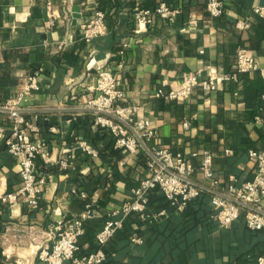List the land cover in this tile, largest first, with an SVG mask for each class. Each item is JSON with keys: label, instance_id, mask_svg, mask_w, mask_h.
I'll list each match as a JSON object with an SVG mask.
<instances>
[{"label": "crops", "instance_id": "0c3cea01", "mask_svg": "<svg viewBox=\"0 0 264 264\" xmlns=\"http://www.w3.org/2000/svg\"><path fill=\"white\" fill-rule=\"evenodd\" d=\"M160 1L179 9L176 16H156L149 25L135 22L137 9ZM223 2V15L213 16L205 0H0V80H9L0 84V105L17 99L36 74L38 89L30 90L22 107L31 109L24 112L33 125L28 137L45 140L50 155L48 162L37 161L47 179L39 207L0 199L4 263L40 264L39 248L53 243L57 220L83 213V191L95 212L82 244L86 252L93 250L109 215L151 173L149 153L142 147L136 152L116 148L97 112L60 109L87 106L97 95L90 87L102 66L115 73L123 92L115 106L129 107L133 121L147 119L154 128V137L146 142L152 153L167 147L186 156L194 165L191 178L206 185L199 165L202 153L209 151L218 179L213 189L224 193L232 182L240 185L252 177L255 163L249 150L264 149V78L258 72H246L211 91L196 86L184 99L155 95L161 88L178 90L189 73L210 78L236 72L240 48L264 66V19L253 12L264 0ZM98 9L107 13L109 31L86 41L83 24ZM36 108L49 109L32 110ZM9 124V112L0 111V127L7 132ZM21 181L20 162L0 137V196L17 191ZM212 194L207 190L180 212L161 192L154 193L147 218L136 213L126 218L103 264H255L264 236L248 227L244 217L222 226L212 214ZM257 207L264 210V197ZM136 233L142 242L131 240Z\"/></svg>", "mask_w": 264, "mask_h": 264}, {"label": "built area", "instance_id": "2783aa9c", "mask_svg": "<svg viewBox=\"0 0 264 264\" xmlns=\"http://www.w3.org/2000/svg\"><path fill=\"white\" fill-rule=\"evenodd\" d=\"M205 3L211 15H223L225 9L223 0H205ZM178 11L179 9H175L171 4L160 1L155 7L137 9L134 13L135 22L139 25H149L156 16L172 19ZM253 12L257 17L264 19V5L256 6ZM109 27L107 13L102 9H98L95 11L93 18L83 24L84 39L91 41L98 38L106 34ZM236 70L233 73L218 74L210 78H202L196 72L189 73L183 77L178 90L166 92L161 88L156 91L155 95L158 98L164 96L171 100L188 98L196 86L200 85L205 91H211L217 89L219 83L238 81L240 75L246 74V72H258L264 78V66H260L246 47L237 51ZM34 88L38 89L36 74L29 77L27 85L17 99L2 105L11 108L9 111L10 124L7 132L3 126L0 127V137L3 139L5 146L20 162L22 178L17 191L5 192L0 196V199L11 205L18 201H24L31 208L39 207L40 195L47 182L46 177L38 171L37 161L38 159H43L45 162L50 161L46 141L28 137V129L33 125L24 112L18 110L23 108L22 102L26 101L27 94ZM90 88L96 91L97 95L89 100L87 106L121 116L135 127L145 142L154 137L155 130L147 119L133 121L128 116L130 113L129 107L117 108L115 106L123 98V92L118 87L117 76L110 69L100 67L97 81ZM261 102L264 106V91ZM98 114V122L111 130L116 148H125L128 151L136 152L142 147L137 137L124 124L107 115ZM84 145L89 152L96 153L90 146ZM153 154L163 165H160L152 157L148 160L150 175L132 187L130 199L124 202L120 209L114 210L109 215L103 227L96 234V247L93 250L86 252L82 244V239L88 230V221L94 216L95 212L88 193L83 191L80 193L84 201L83 213L73 220H57L51 230L54 237L53 243L44 244L39 248L37 259L40 264H103L108 256L109 244L116 233L123 228L126 218L133 213L138 214L142 219L147 218L148 205L154 191L161 192L176 210L180 212L187 210L201 192L199 186L197 187L183 178V176L191 178L193 174L194 165L191 159L182 155L176 156L167 147L158 148ZM249 154L255 163L252 177L240 185L232 182L225 193L248 205L257 206V203L264 197V149L251 148ZM195 155L196 153L192 154V156ZM202 155L203 158L199 168L206 180V185L214 188V185L218 183V179L213 171V155L209 151H204ZM212 205L215 211L214 217L224 227L232 225L233 221L238 219L242 215V211L246 209L245 222H247L248 227L262 232L264 236V213L253 208H246L236 201L217 193L212 198ZM131 240L133 242L143 241L137 233L132 235ZM257 264H264V247L258 257Z\"/></svg>", "mask_w": 264, "mask_h": 264}, {"label": "water", "instance_id": "95a60500", "mask_svg": "<svg viewBox=\"0 0 264 264\" xmlns=\"http://www.w3.org/2000/svg\"><path fill=\"white\" fill-rule=\"evenodd\" d=\"M74 11H80V8L78 7H75L73 9ZM74 17L75 18H78L79 17V14H74ZM49 108H36V109H32V110H48ZM61 110H89V111H94V112H97V113H100V114H104V115H107L109 117H112L114 119H116L117 121H119L120 123L124 124L127 128H129L133 134L137 137V139L139 140L142 148H144L145 151H147L149 153V155L155 159L160 165H163V163L157 158L154 156V154L152 153V151L149 150L148 146H147V143L140 137L139 133L137 132V130L135 129V127L127 122L125 119H123L121 116L113 113V112H109V111H106V110H102V109H98V108H93V107H89V106H86V107H79V108H60ZM11 110V108L7 107V106H2L0 105V111H6V112H9ZM20 112H27V111H30L31 109H27V108H20L18 109ZM168 170L171 171V169L167 168ZM184 179H186L187 181H190L191 183H193L194 185H196L197 187L199 186L200 188H203V189H207V190H210L212 191L214 194L217 193V194H220L226 198H229L230 200H234L236 201L237 203L243 205L244 207L246 208H253L257 211H260L262 213H264V210H261L259 207L257 206H254V205H251V204H246L244 202H241L239 200H237L236 198L234 197H231L229 195H227L226 193L218 190V189H213L205 184H202V183H199V182H196L194 181L192 178H189V177H185L183 176Z\"/></svg>", "mask_w": 264, "mask_h": 264}, {"label": "trees", "instance_id": "16d2710c", "mask_svg": "<svg viewBox=\"0 0 264 264\" xmlns=\"http://www.w3.org/2000/svg\"><path fill=\"white\" fill-rule=\"evenodd\" d=\"M108 17V16H107ZM109 23V22H108ZM6 83H9V80H0V84H6ZM145 157H147V163H148V160L151 158V157H148V156H145ZM156 192H158V191H154L153 193H152V196L154 195V193H156ZM204 193H207V190H205V189H201V192H200V194H199V196H201L202 197V195L204 194ZM198 196V197H199ZM213 196H214V194H212L211 195V199H210V206H211V210H212V214L214 215V213H215V211H214V206L212 205V198H213ZM198 197L196 198V199H198ZM200 197V198H201ZM245 213H246V210H243L242 211V215L239 217V218H241V217H244V219H245ZM238 218V219H239ZM237 220V219H236ZM253 230V229H252ZM254 232H259V233H261L262 234V232H260V231H257V230H253ZM263 235V234H262ZM264 246V245H263ZM262 251H263V247H262V250H261V253H262ZM260 253V254H261ZM259 254V255H260ZM259 255H258V257H259ZM258 257H257V259H256V263L255 264H257V261H258ZM4 261H5V258L4 257H2V256H0V264H3L4 263Z\"/></svg>", "mask_w": 264, "mask_h": 264}]
</instances>
